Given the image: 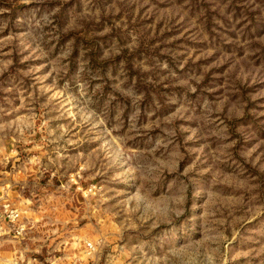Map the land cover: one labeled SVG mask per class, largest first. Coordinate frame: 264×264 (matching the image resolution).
I'll return each mask as SVG.
<instances>
[{"label":"rangeland","instance_id":"obj_1","mask_svg":"<svg viewBox=\"0 0 264 264\" xmlns=\"http://www.w3.org/2000/svg\"><path fill=\"white\" fill-rule=\"evenodd\" d=\"M3 199L95 264H264V0H0Z\"/></svg>","mask_w":264,"mask_h":264},{"label":"built area","instance_id":"obj_2","mask_svg":"<svg viewBox=\"0 0 264 264\" xmlns=\"http://www.w3.org/2000/svg\"><path fill=\"white\" fill-rule=\"evenodd\" d=\"M28 213L6 199L0 204V237H3L0 246L9 248L7 255L4 250L3 256L0 254V264H60L62 261H68L69 264H95L96 247L92 242L83 240L82 245L75 247L78 255H70L65 249L69 242L61 238L57 240V237H53L54 232L45 235L37 229L38 233H33L32 228L35 226L27 219ZM4 237L9 239L4 240ZM31 241L36 245L29 250ZM61 246H65L62 251L59 249Z\"/></svg>","mask_w":264,"mask_h":264}]
</instances>
